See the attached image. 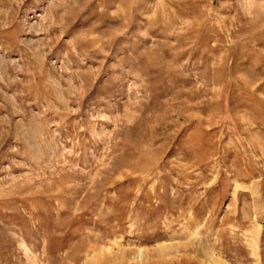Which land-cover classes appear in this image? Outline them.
<instances>
[{"label":"rangeland","instance_id":"rangeland-1","mask_svg":"<svg viewBox=\"0 0 264 264\" xmlns=\"http://www.w3.org/2000/svg\"><path fill=\"white\" fill-rule=\"evenodd\" d=\"M216 260L264 264V0H0V264Z\"/></svg>","mask_w":264,"mask_h":264},{"label":"bare ground","instance_id":"bare-ground-1","mask_svg":"<svg viewBox=\"0 0 264 264\" xmlns=\"http://www.w3.org/2000/svg\"><path fill=\"white\" fill-rule=\"evenodd\" d=\"M214 264H223V263L221 261H219V260H216V261H214Z\"/></svg>","mask_w":264,"mask_h":264}]
</instances>
